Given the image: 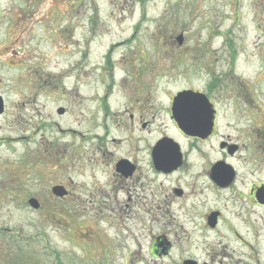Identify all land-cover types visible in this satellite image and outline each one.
Wrapping results in <instances>:
<instances>
[{
	"label": "rangeland",
	"instance_id": "1",
	"mask_svg": "<svg viewBox=\"0 0 264 264\" xmlns=\"http://www.w3.org/2000/svg\"><path fill=\"white\" fill-rule=\"evenodd\" d=\"M186 88L207 92L222 121L261 120L264 157V0H0V264H118L115 213L87 205L88 174L103 182L124 153L112 120L158 122ZM131 94L149 106L127 127ZM58 185L72 194L53 195Z\"/></svg>",
	"mask_w": 264,
	"mask_h": 264
},
{
	"label": "flooded vegetation",
	"instance_id": "2",
	"mask_svg": "<svg viewBox=\"0 0 264 264\" xmlns=\"http://www.w3.org/2000/svg\"><path fill=\"white\" fill-rule=\"evenodd\" d=\"M187 89L205 96L206 112L196 108L199 118L190 120L207 116L208 131L189 125L174 108L180 90L166 96L158 122L140 115L138 129L125 130L118 115L111 125L124 139L110 141L124 153L111 155L103 182H90L88 174L87 205L96 209V216L102 209L114 210L115 220L103 221L113 228L109 238L118 264H148L141 258H151L152 264L157 259L173 260L171 264H264V157L252 135L260 123L242 129L244 113L237 122L222 121L228 117H221L207 92ZM137 98L127 96V127L136 108L139 113L149 106L145 95L143 103ZM105 119L100 122L103 135L109 130ZM244 150L247 158H242ZM95 183L97 187H90ZM71 194L67 189L64 196ZM87 231L85 238L91 233Z\"/></svg>",
	"mask_w": 264,
	"mask_h": 264
},
{
	"label": "water",
	"instance_id": "3",
	"mask_svg": "<svg viewBox=\"0 0 264 264\" xmlns=\"http://www.w3.org/2000/svg\"><path fill=\"white\" fill-rule=\"evenodd\" d=\"M177 41L179 44H181V36L177 38ZM174 108L185 117L184 119L189 122V125L192 123L195 126H200V129H198L199 131H208V128L210 127V121L208 120L207 116H203L202 118L200 117V121H197L199 116L194 113V110H196V108L199 110L200 113L203 110H205L206 112V100L203 95L191 93L188 91L179 93L176 97ZM58 112L61 113L62 110L60 109L58 110ZM192 117H196L197 120H190V118ZM198 122H200V124ZM52 192L58 196H62L64 194V191H62L60 187H54L52 189ZM30 203L34 208L38 206L36 201H30Z\"/></svg>",
	"mask_w": 264,
	"mask_h": 264
},
{
	"label": "bare ground",
	"instance_id": "4",
	"mask_svg": "<svg viewBox=\"0 0 264 264\" xmlns=\"http://www.w3.org/2000/svg\"><path fill=\"white\" fill-rule=\"evenodd\" d=\"M259 122H257L258 124L261 122V120L258 119Z\"/></svg>",
	"mask_w": 264,
	"mask_h": 264
}]
</instances>
